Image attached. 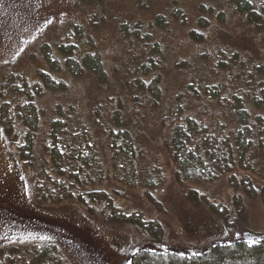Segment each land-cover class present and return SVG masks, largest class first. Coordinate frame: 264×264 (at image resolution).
<instances>
[{"label": "rangeland", "instance_id": "rangeland-1", "mask_svg": "<svg viewBox=\"0 0 264 264\" xmlns=\"http://www.w3.org/2000/svg\"><path fill=\"white\" fill-rule=\"evenodd\" d=\"M252 1L261 13L257 24L233 0H0V82L10 75L36 82L43 70L68 84L66 91L45 90L38 100L45 114L31 165L17 154L16 142L23 143L26 129L17 122L11 142L0 116V264H38L34 250L46 242L56 243L68 264H131L140 247L192 255L213 244L264 236V144L251 169L237 166L213 181L181 183L175 181L166 142L186 115L213 134H229L236 125L234 94L244 95L252 113L260 111L250 97L264 87V0ZM138 28L143 39L125 34ZM192 30L203 37L193 38ZM45 44L61 69L46 61ZM64 44L77 45L80 58L88 52L100 55L106 81L88 68L72 73L59 48ZM153 62L156 67L142 72ZM211 85L220 89L218 98L205 94ZM58 103L74 104L89 125L108 172L95 188L114 192L122 214L158 221L160 236L111 221L105 203H93L90 210L75 196L41 200L37 180L44 190L54 186V173H45L51 162L44 143ZM117 113L138 148L141 186L115 176L108 132ZM145 171L159 183L146 185Z\"/></svg>", "mask_w": 264, "mask_h": 264}, {"label": "trees", "instance_id": "trees-1", "mask_svg": "<svg viewBox=\"0 0 264 264\" xmlns=\"http://www.w3.org/2000/svg\"><path fill=\"white\" fill-rule=\"evenodd\" d=\"M233 1L237 5V10L248 14L250 22L254 24L259 22L261 13L255 8L252 0ZM180 13L182 12L177 13V16ZM156 20L160 25L166 24L163 23L162 16H158ZM204 22V19L200 20V24L204 25ZM125 34L127 36L135 34L136 38L143 39L141 35L143 32L139 28L133 32L125 31ZM191 35L195 39H200L202 36L197 30H192ZM147 39H151V34H147ZM157 47L155 46L156 49ZM59 48L66 55V66L72 73L78 75L88 68L100 75L101 82L106 81L100 55L88 52L80 58L76 55L78 46L75 44H64ZM43 52L52 69L62 68L60 62L53 58L51 46L45 44ZM155 65L156 62L149 67L142 66V72H150L156 67ZM37 75L36 82L29 81L26 76L15 75L4 76L0 82V97L3 100L1 124L11 142L18 134L17 122H21L24 126L26 129L23 135L24 141L19 145L16 142L17 154L20 160L29 165L35 156V141L41 117L45 114L38 100L45 90L68 89V84L64 80L56 79L46 71L39 70ZM139 84L140 87L147 88L143 81ZM205 94L211 98H218L220 89L216 85L207 86ZM232 98H234L236 125L225 136L213 134L208 125L202 124L192 115H186L184 120L177 121L173 126L166 142L176 165L175 181L181 183L213 181L232 172L237 166L251 169L252 162L258 161V151L264 144V87L250 97L253 105L260 109L257 113H252L249 109L243 94H234ZM54 113L55 116L49 120L48 137L44 143L51 162L50 171L45 173L47 176L54 173L52 179L54 186L44 190L42 180H37L36 193L40 195L41 200L57 202L75 196L79 203L88 205L90 210H93V203H105V206L111 209L106 213L111 221L135 224L145 228L149 234L160 236L158 221H147L139 214H122L114 203V192L95 188L103 182L104 174L108 172L105 173L106 166L100 161L89 125L78 115V108L74 104L64 106L58 103ZM177 113L179 114V111ZM115 116L114 125L108 132L111 139L112 164H115L117 169L115 176L120 181L124 179L129 186H141L138 180L141 168L138 170L137 167L136 142L132 134L122 128L121 116L118 113ZM142 180L151 187L159 183L146 171ZM55 186L60 188L59 193ZM74 189L78 191L75 192ZM196 199L198 198L195 194L194 200ZM33 260L38 264H68L54 242H46L37 247L33 253ZM131 264H264V236L254 245H250L247 241L235 240L213 244L207 250L192 255H182L172 251L155 252L140 247L132 253Z\"/></svg>", "mask_w": 264, "mask_h": 264}, {"label": "snow or ice", "instance_id": "snow-or-ice-1", "mask_svg": "<svg viewBox=\"0 0 264 264\" xmlns=\"http://www.w3.org/2000/svg\"><path fill=\"white\" fill-rule=\"evenodd\" d=\"M249 243H250V245H254L256 243V241H250Z\"/></svg>", "mask_w": 264, "mask_h": 264}]
</instances>
